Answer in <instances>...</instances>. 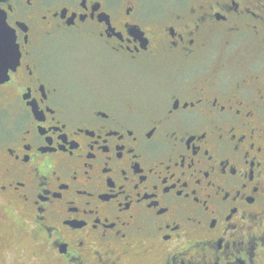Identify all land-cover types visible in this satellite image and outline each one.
Instances as JSON below:
<instances>
[{"label":"flooded vegetation","instance_id":"obj_1","mask_svg":"<svg viewBox=\"0 0 264 264\" xmlns=\"http://www.w3.org/2000/svg\"><path fill=\"white\" fill-rule=\"evenodd\" d=\"M1 18L0 264H264V0Z\"/></svg>","mask_w":264,"mask_h":264},{"label":"snow or ice","instance_id":"obj_2","mask_svg":"<svg viewBox=\"0 0 264 264\" xmlns=\"http://www.w3.org/2000/svg\"><path fill=\"white\" fill-rule=\"evenodd\" d=\"M13 32H15V25H10ZM27 39V37H25ZM19 42L13 38H9L7 35V30L0 28V76H3V79H0V83H3L4 80L12 79V76L9 75V72L15 73L19 65V60L15 57L14 52L18 51ZM4 189V185L0 184V190ZM43 211V209H41ZM0 240H2V232H0ZM66 247V246H65ZM73 256L77 254H72Z\"/></svg>","mask_w":264,"mask_h":264},{"label":"rangeland","instance_id":"obj_3","mask_svg":"<svg viewBox=\"0 0 264 264\" xmlns=\"http://www.w3.org/2000/svg\"><path fill=\"white\" fill-rule=\"evenodd\" d=\"M246 52V51H245ZM249 56L251 58H255L258 61H264V52L256 51V50H250L248 52Z\"/></svg>","mask_w":264,"mask_h":264},{"label":"water","instance_id":"obj_4","mask_svg":"<svg viewBox=\"0 0 264 264\" xmlns=\"http://www.w3.org/2000/svg\"><path fill=\"white\" fill-rule=\"evenodd\" d=\"M0 27L1 28H3V29H6V30H8V26H7V24H6V22H5V19L4 18H1L0 19ZM7 35L9 36V34L7 33Z\"/></svg>","mask_w":264,"mask_h":264}]
</instances>
